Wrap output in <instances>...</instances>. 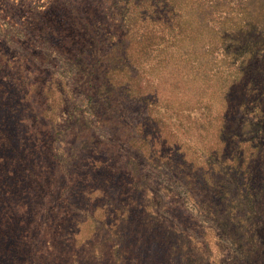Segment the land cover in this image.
Listing matches in <instances>:
<instances>
[{
	"label": "rangeland",
	"instance_id": "374dc122",
	"mask_svg": "<svg viewBox=\"0 0 264 264\" xmlns=\"http://www.w3.org/2000/svg\"><path fill=\"white\" fill-rule=\"evenodd\" d=\"M111 2L0 0V264H264V111L179 92Z\"/></svg>",
	"mask_w": 264,
	"mask_h": 264
},
{
	"label": "trees",
	"instance_id": "16d2710c",
	"mask_svg": "<svg viewBox=\"0 0 264 264\" xmlns=\"http://www.w3.org/2000/svg\"><path fill=\"white\" fill-rule=\"evenodd\" d=\"M111 4L113 16L119 17L116 25L126 28L128 49L135 58L145 65L151 61L170 65L169 78H182L183 84L177 85L181 93L190 92L189 84L198 82L201 90L210 88L220 100L234 91L253 98L250 106L258 123L264 111V0H112Z\"/></svg>",
	"mask_w": 264,
	"mask_h": 264
}]
</instances>
